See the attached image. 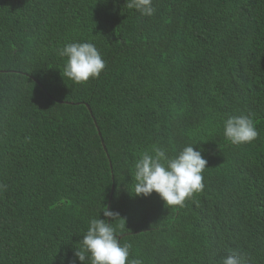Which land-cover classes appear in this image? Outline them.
I'll use <instances>...</instances> for the list:
<instances>
[{
    "label": "trees",
    "instance_id": "1",
    "mask_svg": "<svg viewBox=\"0 0 264 264\" xmlns=\"http://www.w3.org/2000/svg\"><path fill=\"white\" fill-rule=\"evenodd\" d=\"M0 264H264V0H0Z\"/></svg>",
    "mask_w": 264,
    "mask_h": 264
},
{
    "label": "clouds",
    "instance_id": "2",
    "mask_svg": "<svg viewBox=\"0 0 264 264\" xmlns=\"http://www.w3.org/2000/svg\"><path fill=\"white\" fill-rule=\"evenodd\" d=\"M147 1V0H146Z\"/></svg>",
    "mask_w": 264,
    "mask_h": 264
}]
</instances>
